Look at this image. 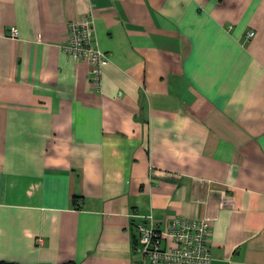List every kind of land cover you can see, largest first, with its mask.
<instances>
[{
	"label": "crops",
	"instance_id": "crops-1",
	"mask_svg": "<svg viewBox=\"0 0 264 264\" xmlns=\"http://www.w3.org/2000/svg\"><path fill=\"white\" fill-rule=\"evenodd\" d=\"M84 17L100 82L61 47ZM149 212L264 264V0H0V259L142 264Z\"/></svg>",
	"mask_w": 264,
	"mask_h": 264
},
{
	"label": "built area",
	"instance_id": "built-area-1",
	"mask_svg": "<svg viewBox=\"0 0 264 264\" xmlns=\"http://www.w3.org/2000/svg\"><path fill=\"white\" fill-rule=\"evenodd\" d=\"M10 33L16 35L17 29L12 26ZM61 47L74 59H85L92 79L100 82L109 56L95 39L92 17L69 21ZM135 215L139 217L135 227L142 264H211V224L206 218L173 214L159 219L151 212Z\"/></svg>",
	"mask_w": 264,
	"mask_h": 264
},
{
	"label": "trees",
	"instance_id": "trees-1",
	"mask_svg": "<svg viewBox=\"0 0 264 264\" xmlns=\"http://www.w3.org/2000/svg\"><path fill=\"white\" fill-rule=\"evenodd\" d=\"M0 264H15V263H10L3 259H0ZM49 264H77V263L74 260H66L60 263H49Z\"/></svg>",
	"mask_w": 264,
	"mask_h": 264
}]
</instances>
